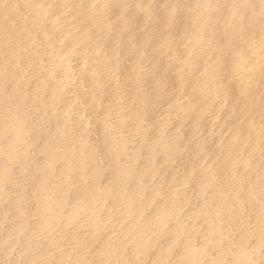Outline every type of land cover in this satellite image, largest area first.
Returning <instances> with one entry per match:
<instances>
[{
	"label": "bare ground",
	"instance_id": "6f19581e",
	"mask_svg": "<svg viewBox=\"0 0 264 264\" xmlns=\"http://www.w3.org/2000/svg\"><path fill=\"white\" fill-rule=\"evenodd\" d=\"M0 264H264L262 0H0Z\"/></svg>",
	"mask_w": 264,
	"mask_h": 264
},
{
	"label": "snow or ice",
	"instance_id": "6c2138e0",
	"mask_svg": "<svg viewBox=\"0 0 264 264\" xmlns=\"http://www.w3.org/2000/svg\"><path fill=\"white\" fill-rule=\"evenodd\" d=\"M262 6H264V0H262Z\"/></svg>",
	"mask_w": 264,
	"mask_h": 264
}]
</instances>
